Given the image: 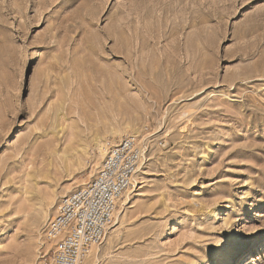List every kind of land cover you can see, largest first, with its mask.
<instances>
[{"label": "rangeland", "instance_id": "rangeland-1", "mask_svg": "<svg viewBox=\"0 0 264 264\" xmlns=\"http://www.w3.org/2000/svg\"><path fill=\"white\" fill-rule=\"evenodd\" d=\"M126 135L148 156L95 264H264V0H0V264H50Z\"/></svg>", "mask_w": 264, "mask_h": 264}, {"label": "built area", "instance_id": "built-area-1", "mask_svg": "<svg viewBox=\"0 0 264 264\" xmlns=\"http://www.w3.org/2000/svg\"><path fill=\"white\" fill-rule=\"evenodd\" d=\"M144 146L135 136L111 145L92 178L61 198L44 234L53 242L50 264H81L101 244L114 214L144 160Z\"/></svg>", "mask_w": 264, "mask_h": 264}, {"label": "bare ground", "instance_id": "bare-ground-1", "mask_svg": "<svg viewBox=\"0 0 264 264\" xmlns=\"http://www.w3.org/2000/svg\"><path fill=\"white\" fill-rule=\"evenodd\" d=\"M108 126V125H107ZM113 126V125H112ZM109 127V126H108ZM110 128V127H109ZM113 128H114V126H113ZM107 129V128H106ZM115 130V129H114ZM113 130V131H114ZM126 136H134V135H126ZM136 137V136H135ZM142 144V143H141ZM144 146V145H143ZM144 148V160H143V163H142V166H141V168H140V170H139V172L137 173V175H136V177L134 178V183H136L137 182V178L139 177V175L141 174V171H142V168H143V165L145 164V162H146V160H147V148L144 146L143 147ZM102 153V152H101ZM106 154V153H105ZM134 189V188H133ZM133 191L134 190H132V188L129 190V191H127L126 192V194H125V196H124V199L120 202V204H119V206H118V208H117V210H116V212H115V214H114V218H113V220H115L116 219V222H114V224L112 225V223H113V221H112V223H111V227L110 228H108V231H107V233H106V235H105V237H104V239L106 238V236L108 235V233H109V231H110V229L112 228V227H114L116 224H117V218H118V212H119V208H120V206H121V203H122V206H123V203H124V201L126 200V201H130V199L133 197V196H131V194L133 193ZM67 195V194H66ZM65 196V195H64ZM64 196H62V197H64ZM122 209H123V207H122ZM259 235L260 236H264V232H262V233H259ZM44 236H45V234H44ZM46 238V237H45ZM103 239V240H104ZM102 240V241H103ZM96 249V250H95ZM97 249H98V247L97 246H95V247H93L92 249H91V251L84 257V259H83V261L81 262V264H83V262H84V264H95V261H96V259H97V257H96V253H97ZM99 250V249H98ZM245 257V256H244ZM247 257V256H246ZM246 257L242 260V262L240 263V264H247V261H246ZM224 264V263H223ZM225 264H227V261L225 262Z\"/></svg>", "mask_w": 264, "mask_h": 264}]
</instances>
